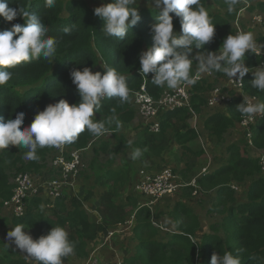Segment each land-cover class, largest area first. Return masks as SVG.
Returning <instances> with one entry per match:
<instances>
[{"label": "trees", "instance_id": "16d2710c", "mask_svg": "<svg viewBox=\"0 0 264 264\" xmlns=\"http://www.w3.org/2000/svg\"><path fill=\"white\" fill-rule=\"evenodd\" d=\"M110 2L112 0L108 1ZM208 2L209 0H201L206 9ZM221 4L226 10L224 14H210L212 22L216 24L213 40L202 49H194L192 55L197 52H218L226 37L236 34L233 23L237 18L239 6L237 5L236 12L229 14L226 4L223 2ZM8 5L17 9L30 7L33 12L41 16L48 29V35L55 37L58 43L54 61L40 58L31 62H21L17 67L9 69L13 73L12 78L6 85L0 86V117L5 121L10 118L15 119L16 115L23 111L26 115L21 128L26 129L31 126L35 116L51 104V101L58 103L60 100H67L70 104L79 103L81 97L72 81L71 71L74 69L82 71L84 67L91 68L93 73L102 74L105 72L104 66L114 67L125 75L129 89L139 88L146 81L147 88L153 96L160 97L163 94L164 88L151 82L153 74L149 73L144 77L140 72L139 55L153 43L151 27L157 22L155 9L139 8L134 4L141 19L129 30L124 39L119 40L114 37L106 38L103 35L104 21L94 14L84 0H57L53 8H47L44 0H8ZM172 15L174 31L180 33V18ZM16 23L23 25L25 21L22 16L11 22L0 17V31L10 30ZM65 28L69 31L65 32ZM262 58V55L255 51H248L244 62L249 63L250 67H255L262 63ZM0 70H4L2 66ZM193 71H195L194 67ZM253 79L252 72L246 74L244 91L259 97L264 102V92L252 88ZM201 83L197 80L192 85L193 89L197 92L201 91ZM192 100L196 110L204 102L197 93L192 95ZM242 102L240 96H233L227 114L217 113L210 116L205 122V127L218 139H222L230 127L244 117L236 111L237 106ZM101 104V111L94 114L97 121L115 116L119 121L129 122L135 117L136 109L131 95L129 101L124 104H120L117 98H106ZM187 116H190V113L185 109L168 111L162 116L161 132L164 133L173 119L178 117L184 122ZM160 133L145 131L140 141L142 140V144L146 147L149 142L154 141V136L161 135ZM192 136L193 131L182 135L186 140H190ZM94 137L85 130L75 142L65 145V155L69 156L74 149L87 148ZM119 140L123 139L119 138ZM253 142L258 149H264V116L255 130ZM153 145L154 143L151 146ZM101 148L108 150V143L102 142ZM161 148V146L157 147L154 151ZM25 151L12 145L7 149H0V206H3L4 201L10 199L13 194L14 185L11 182V175L21 172L43 173L48 169V163L55 160L58 148L38 149V160L25 159ZM228 152L231 163L201 176L198 182L203 188H218L219 198L233 200L235 192L228 184L229 180L243 181L247 177H255L261 171V165L260 160L242 155L238 145H230ZM98 153L99 151H95V154ZM48 172L55 173L51 169ZM118 174L119 172L113 170L107 172L109 178L117 177ZM40 204V197L33 198L30 202L33 208H38ZM98 210L102 222H91L79 199H73L69 208L62 195L56 198L54 216L36 215L34 210L29 209L23 217L14 215L13 223L24 224L25 227L30 228L38 226L41 233L46 232L47 228L64 227L69 233L70 240L75 244L74 253L63 261V264H70L72 256L88 257V242L96 239L98 234L107 228L125 221L128 216L127 208L117 204L110 191L102 193ZM135 217L137 224L134 233L139 239L137 252L125 258L123 264H211L213 253L222 255L226 251H233L234 254L238 252L241 264H264V177H256L249 184L244 202L229 208L222 224L214 225L216 233L203 234L196 242L192 237L196 236L201 223L194 211L183 202H177L174 206L173 220L176 232L167 241L157 239L159 229L148 221L151 217L149 206L138 208ZM220 231H223V235L219 234ZM144 235H148L149 238L145 239ZM170 255L174 256L173 261L170 260ZM5 264H38V262L32 263L26 258L18 257L8 258Z\"/></svg>", "mask_w": 264, "mask_h": 264}, {"label": "clouds", "instance_id": "9594fccd", "mask_svg": "<svg viewBox=\"0 0 264 264\" xmlns=\"http://www.w3.org/2000/svg\"><path fill=\"white\" fill-rule=\"evenodd\" d=\"M56 2L44 0L47 8H53ZM135 3L136 0H112L94 9V14L104 21L102 33L106 38L122 40L140 21L138 8L133 6ZM224 3L227 12L232 14L237 11L240 0H224ZM149 4L156 10L157 22L151 27L153 43L139 55L142 76L147 77L151 73L154 85L175 90L181 85H194L202 74L222 73L230 80L239 74L242 81L251 71L254 75L252 88L264 92V65L250 69L244 62L246 52H254L256 47L253 33L239 31L235 35L230 34L218 52H200L192 56L194 49H202L215 36L216 24L201 0H149ZM172 14L180 18V33L174 31ZM18 16L23 17V25L16 23L10 30L0 31V66L4 69L0 70V86L6 85L12 78L13 73L9 69L21 62L40 58L55 60L58 42L48 35L41 16L30 7L17 9L9 7L8 0H0V17L11 22ZM68 31L65 28V32ZM104 68L103 74L93 73L89 67H84L82 71L72 70L71 78L81 97L79 103L60 100L49 104L35 116L29 128H21L26 115L23 111L15 119L5 121L0 117V149L18 146L26 150L25 159L38 160V149L71 144L85 130L95 137L110 131L118 132L121 122L115 116L97 121L94 114L101 111V101L106 98H117L120 104L128 102L130 89L125 75L114 67ZM243 96L244 100L236 111L247 120L264 116V102H254ZM141 155V150L136 148L130 158L136 160ZM40 210L44 211L43 204ZM25 228L24 224H17L7 233V240L38 264H63L64 259L74 253L75 244L64 227L55 226L38 239L26 233ZM211 264H241V257L233 251L222 255L213 253Z\"/></svg>", "mask_w": 264, "mask_h": 264}, {"label": "rangeland", "instance_id": "374dc122", "mask_svg": "<svg viewBox=\"0 0 264 264\" xmlns=\"http://www.w3.org/2000/svg\"><path fill=\"white\" fill-rule=\"evenodd\" d=\"M84 1L94 10L96 7L108 3L109 0ZM221 1L224 3V0ZM222 2L209 0L207 8L209 14H224L226 10L221 4ZM251 2L252 7L250 10L244 13L240 18L241 27L245 32L253 33L254 42L256 44L254 51H264V0H251ZM135 4L139 8H153L149 4V0H136ZM234 25L236 26L235 22L233 23V27ZM197 53L192 56H195ZM260 65H264V56ZM245 66L250 69L259 67H250L249 63H245ZM193 67L196 69L195 62L193 63ZM201 82V91L197 92L193 87H191L190 90L192 95L197 93L204 100V102L200 104L199 109L196 110L198 117L195 122V119L191 116H187L184 122L177 117L170 122V126L164 133L161 131V133L157 132L156 134L160 133L161 135L154 136V141L149 142L148 145L144 147L142 140L140 141V139H142V133L145 131L148 133L152 132L148 130L139 113L135 111V117L132 121H120L121 128L118 132L111 133L110 131L92 140L89 147L82 154L79 174H77L76 177H73L71 174L67 177H63L59 164H56L55 161H53V163L50 161L52 163L51 170L54 169L55 173L50 175L48 172L50 170L49 162L48 169L44 170L43 173L32 174L33 178L36 182L40 183L46 178L50 180L57 178L62 183V195L67 193V189L70 187L81 184L82 194L76 192L75 196L70 201L76 198L77 194L81 199V195L85 194L88 190L89 195L86 197L85 202L89 203L92 201L93 204L91 210L87 211L86 209L91 222L100 221L98 209L102 193L105 191L112 192L115 202L127 208L128 216L125 221H120L116 224L117 226L113 227L111 231H117L115 234L117 236L119 235L124 243H128V249L134 252V245L139 242V239L134 235V228H132L137 224L135 217L136 210L146 203L152 201L156 203L155 198L149 197L136 190L135 186L139 180L140 172L146 171L150 174H159L166 169H171L179 175L178 182L181 183L182 186L164 195L157 201L154 210L151 209V217H149L148 221L153 223L154 226L155 223H164L163 211L160 210V203L164 201L167 202L169 198H173L177 193L183 192L187 195L186 199L189 198V200L193 202L192 206L197 210L198 215L201 216L200 222L203 226L201 230L203 231L202 233H216L214 225L219 226L222 224L223 218L227 214L229 208L244 202L249 184L256 177H264V171L261 169L255 177H247L243 181L230 179L228 184L232 188L233 186L235 187L233 188L235 192L233 200H224V197L219 198L218 188L207 189L201 186L198 188L189 184L193 181L198 182L201 175L211 173L231 163L228 147L232 144L238 145L241 149V154L251 159L259 160L264 156V149H258L247 143L245 132L239 121L230 127L222 139H218L207 127H205V122L210 116L222 113L223 111L227 112L228 109L229 104H220L215 107L208 104L215 90L218 89L222 91L225 97L228 95L231 97L238 95V90L230 84L229 78L226 75H217L215 72L211 76L206 75V78L201 80ZM163 88V93L173 90L167 87ZM51 104H55V102L51 101ZM188 131H193V136L190 140H186L182 137V135ZM119 138L123 140L120 141ZM102 142L108 143V150L105 151L101 148ZM153 143L154 145L151 146ZM160 146L162 147L160 150L154 151L155 148ZM136 148L141 150L142 155L140 158L132 160L130 154ZM95 151H99V153L95 154ZM58 154L59 151L57 152V155ZM204 169H207V171ZM109 170H113L117 173L119 172L118 176L109 178L107 176ZM15 175L16 174L11 175L12 183ZM40 198L41 204L44 205V211L41 212L40 206L38 208H33L30 204L28 205V210H34L36 215H43L45 217L54 216L53 212L56 210V199L51 197L49 191L42 193ZM70 201L68 203H70ZM81 203L83 205L84 202ZM83 208L85 209L84 205ZM168 209L169 211H166V213L170 216L173 215L171 208ZM0 218L2 219L0 223V264H5L8 258L18 257H23L33 263H37V261L26 257L23 252L16 248L15 245L10 244L7 240V233L16 226L13 223L14 214L12 208L6 209L4 205L0 206ZM128 227H130V230L127 231ZM51 229L52 228H47L46 232L41 233L38 226L35 228L26 227L25 232L30 234L34 239H38L42 235H47ZM158 229V240L166 241L176 232L175 227L168 228L166 225L164 229ZM144 238L148 239L149 236L144 235ZM89 244L92 249L95 246L100 247V250L97 251V258L100 260L103 259L105 263L119 264L120 262L123 264L125 258L122 256V253H120L122 249L118 251V245H115L116 247L114 249L111 247L106 248L102 239L96 242L93 241V243L90 241ZM173 257L174 256L170 255L171 261H173ZM105 263L101 261L100 264ZM73 264H83V260L75 259Z\"/></svg>", "mask_w": 264, "mask_h": 264}, {"label": "built area", "instance_id": "2783aa9c", "mask_svg": "<svg viewBox=\"0 0 264 264\" xmlns=\"http://www.w3.org/2000/svg\"><path fill=\"white\" fill-rule=\"evenodd\" d=\"M238 6V14L235 20L236 26L234 25L236 33L244 31L241 27L240 18L244 13L250 10L252 2L251 0H240ZM255 51L256 53L262 55V57L264 56V51ZM213 73L202 74L197 80L201 81L206 78V75L211 76ZM233 79L236 81L229 79L230 84L238 90V96H240L243 100V95H245L254 102H262L259 97L249 95L244 91V78L240 81L239 74H237V77H234ZM191 87L192 85H181L175 90L164 92L160 97H155L150 93L147 88L146 81H144L139 88L130 89V95L136 111L141 116L148 130L152 133H157L161 131L162 116L168 111L185 109L188 110L190 116L193 117L195 121L197 120L198 116L193 105L192 93L190 91ZM232 98L233 97L229 95L225 97L222 91L216 89L213 96L209 99L208 104L213 107L220 104H229ZM262 118L263 116H260L254 120H247L246 117H243L240 120V125L245 132L246 141L250 146H255L253 136ZM87 148L74 149L70 152L69 156L65 155V145L58 148L59 154L56 156L54 161L56 164H59L63 177H67L69 174L76 177L77 174H79L81 157ZM259 160L261 169L264 171V156H262ZM178 179L179 175L171 169H166L159 174H150L146 171H141L135 188L138 192L149 197H153L157 201L164 195L171 193L178 187L182 186V184L178 182ZM196 182L197 181H193L189 185H194L199 188L200 185ZM61 184L62 183L57 178L42 180L40 183L36 182L30 173H17L13 181V194L10 199L4 201L3 205L6 209L12 208L16 217H23L28 212V205L31 200L36 197H41L42 193L49 191L53 199L62 196ZM154 202L155 201H152L150 204ZM155 226L163 229V225L161 223H155Z\"/></svg>", "mask_w": 264, "mask_h": 264}, {"label": "crops", "instance_id": "0c3cea01", "mask_svg": "<svg viewBox=\"0 0 264 264\" xmlns=\"http://www.w3.org/2000/svg\"><path fill=\"white\" fill-rule=\"evenodd\" d=\"M94 11V10H93ZM222 113H225V114H227V112L225 111H223ZM193 118V117H192ZM194 122H195V120H194ZM195 127V126H194ZM52 163H53V161H52ZM52 163H50V169H51V165H52ZM54 170V169H53ZM205 171H207V169H204ZM55 171V170H54ZM206 174H208V173H206ZM206 174H204V175H206ZM50 175H52V174H50ZM204 175H201V176H204ZM47 179V178H46ZM46 179H44V180H46ZM139 179V178H138ZM12 182V181H11ZM81 184H77V185H75V186H73V187H70L69 189H67V193H64L63 194V196L65 197V201H66V203H67V205H68V207L70 208V204H71V202L72 201H70L74 196H75V193L76 192H79V193H81L82 194V189H81ZM233 188H234V186H233ZM89 195V191L87 190L86 191V193L85 194H83V195H81V199L79 198L80 196L77 194V196H76V199H79L81 202H84L83 203V205H84V207H85V211H86V209H87V211L88 210H91V207H92V201L91 202H89V203H87V202H85V199H86V197ZM101 197V196H100ZM186 197H187V195L186 194H184L183 192H180V193H177L173 198H169L168 200H167V202L166 201H164V202H162V203H160V210L161 211H163V221H164V223H162V222H159V223H161L162 225H163V229L165 228V225H166V227H168V228H173V227H175V225H174V220H173V215H168L167 213H166V211H169V209L168 208H171V211L173 212V209H174V206H175V204L177 203V202H183L187 207H189L190 209H192L193 211H194V213L198 216V217H200L199 218V220H201V216H199L198 215V212H197V210L192 206V201H190L189 200V198L188 199H186ZM75 199V198H74ZM191 199V198H190ZM70 201V203H68ZM158 201V200H157ZM157 201H156V203L154 202V203H152V204H150V203H146L145 205H147V206H149L152 210H154V207L156 206V204H157ZM53 205H55V204H53ZM100 206V205H99ZM158 206H159V204H158ZM157 206V207H158ZM86 211V212H87ZM98 212H99V210H98ZM88 214V213H87ZM99 215H100V221H98V223H101L102 222V216H101V214L99 213ZM226 216V215H225ZM136 222H137V220H136ZM201 223V222H200ZM117 226V225H116ZM116 226H113V227H116ZM113 227H109V228H107L104 232H101V233H99L98 234V236L96 237V239H94L93 241H99V239H102L103 240V243H104V245H105V247L106 248H108V247H111L112 249H114L116 246L115 245H118V251L119 250H121V252L120 253H122V256L124 257V258H127V257H130V256H133L136 252H137V247H138V243L137 244H135L134 245V248H135V251L134 252H132L131 251V249H128V243H124L123 242V240L121 239V237L118 235H116L115 234V232H117V231H111V229H113ZM135 226H133L132 228H134ZM203 229V226L201 225V227H200V229L197 231V233H196V236H194L193 237V240L196 242L200 237H201V235L203 234L202 232L203 231H201ZM128 230H130V227H128V229H127V231ZM219 234H221V235H223V231L221 232H219ZM135 235V234H134ZM119 238H120V243H119ZM93 241H91L92 243H93ZM167 241V240H166ZM90 242V241H89ZM89 242H88V251H89V256L88 257H86V258H78V257H71L70 258V264H73V261L76 259H78V260H83V264H100L101 263V261L103 262V263H105V261L103 260V259H99V258H97V251L98 250H100V247L99 246H95L93 249L91 248V246H90V244H89ZM119 244H120V246H119ZM31 262V261H30ZM117 262H119V261H117ZM33 263V262H32ZM112 263H113V261H112ZM105 264H107V263H105ZM114 264V263H113ZM119 264H121L120 262H119Z\"/></svg>", "mask_w": 264, "mask_h": 264}]
</instances>
